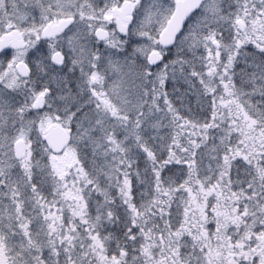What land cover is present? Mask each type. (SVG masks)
<instances>
[{
  "label": "snow or ice",
  "instance_id": "1",
  "mask_svg": "<svg viewBox=\"0 0 264 264\" xmlns=\"http://www.w3.org/2000/svg\"><path fill=\"white\" fill-rule=\"evenodd\" d=\"M0 264H264V0H0Z\"/></svg>",
  "mask_w": 264,
  "mask_h": 264
}]
</instances>
